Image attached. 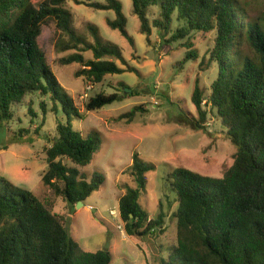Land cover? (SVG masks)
I'll use <instances>...</instances> for the list:
<instances>
[{"label": "trees", "instance_id": "obj_1", "mask_svg": "<svg viewBox=\"0 0 264 264\" xmlns=\"http://www.w3.org/2000/svg\"><path fill=\"white\" fill-rule=\"evenodd\" d=\"M69 1L0 0V130L13 123L16 108L27 103L31 118L37 117L28 101L30 97L50 98L51 110L46 102L40 104L47 118L52 114L55 125V135L47 149L49 169L42 180L75 207L98 191L105 177L94 173L89 180L77 167H68L64 159L80 167L89 165L101 149V140L96 133L84 136L74 129L72 117L81 115L74 100L61 90L39 44L43 26L54 20L57 29L68 36V42L58 44L62 51L93 52L89 61L81 53L62 60L64 64L83 63L84 69L77 76L100 84L107 75L126 70L108 59L125 61L120 47L105 42L96 25L89 24L94 43L77 33ZM132 3L133 13L141 22L140 31L146 36L152 34L153 27L170 34L177 21L181 25L173 33L172 42L192 32H216L208 58V64L217 70L210 94L206 97L196 85L192 102L199 119L184 113L182 121L193 129L204 130L210 115L221 118L226 137L236 148L234 163L221 178L183 167L169 173V186L179 202L175 213L177 243L168 259L160 255L157 264H264V11L251 17L247 4L240 0ZM88 5L96 10L115 11L116 18L107 20L108 26L134 44L120 1ZM153 8L158 9L159 17L152 21ZM195 57L196 51L187 54V58ZM121 100L118 93H99L90 98L86 110H100ZM144 111L143 106H135L123 116L133 120ZM31 135H35L31 129L22 127L14 133L12 142H22L27 137L34 141ZM129 169L135 187H128L119 203L128 235L163 234L164 215L151 218L141 203L148 174L156 166L134 153ZM53 209L54 202H44L31 190L0 176V264L112 263L110 250H82L70 236L66 216Z\"/></svg>", "mask_w": 264, "mask_h": 264}, {"label": "rangeland", "instance_id": "obj_2", "mask_svg": "<svg viewBox=\"0 0 264 264\" xmlns=\"http://www.w3.org/2000/svg\"><path fill=\"white\" fill-rule=\"evenodd\" d=\"M118 1L123 5L128 19L127 31L134 44L119 30L108 26L107 20L116 18L115 11L96 10L88 5L105 0H70L68 8L74 14L73 27L81 37L94 43L89 30V24H94L105 42L120 47L125 61L114 57L108 59L126 70L122 74L107 75L100 84L90 82L83 75L77 76L84 69L83 63L64 64L62 60L81 53L84 60L89 61L93 59V52L82 49L62 51L58 44L68 42L69 38L57 29L54 20L43 26L39 37V44L61 90L79 109L81 118L72 117L74 129L84 136L96 133L101 140V149L89 165L76 166L68 159L64 162L68 167H77L89 180L94 173L104 175L103 185L79 208L69 205L62 196L44 185L42 179L49 169L47 149L51 146L50 138L55 135V125L52 114L47 118L40 105L46 102L51 110L52 102L40 95L28 100L36 118H31L27 103V106L16 108L15 121L0 130V176L31 190L44 202H54L53 211L66 216L70 236L82 250L108 249L113 255L111 264H157L160 255L168 259L171 248L177 243L175 213L179 202L176 192L169 186V173L183 167L221 178L233 165L236 148L227 139L221 118L210 115L204 130L193 129L182 121L184 113L199 119L192 102L196 85L205 91L206 97L210 94L217 70L208 64V58L216 32H192L188 37L172 42L173 33L181 25L177 21L170 34L165 35L153 27L152 34L146 36L140 31L141 22L133 13L132 0ZM240 1L247 4L251 17H258L264 11V0ZM158 17V9H151V20ZM192 51H196L197 57L187 58ZM99 93H118L122 100L100 110L87 111L86 104ZM135 106H143L145 111L133 120L123 116ZM22 127L32 130L34 141L27 137L25 141L12 142L14 133ZM134 153L156 166L148 174V185L141 198L151 218L164 215L165 231L156 237L128 235L120 216V198L128 187H135L129 169ZM112 210L118 215L112 216Z\"/></svg>", "mask_w": 264, "mask_h": 264}, {"label": "water", "instance_id": "obj_3", "mask_svg": "<svg viewBox=\"0 0 264 264\" xmlns=\"http://www.w3.org/2000/svg\"><path fill=\"white\" fill-rule=\"evenodd\" d=\"M125 92H128V89H126ZM83 205H84L83 202H79V203L77 204L78 208L81 207V206H83ZM106 250H108V249H106Z\"/></svg>", "mask_w": 264, "mask_h": 264}, {"label": "built area", "instance_id": "obj_4", "mask_svg": "<svg viewBox=\"0 0 264 264\" xmlns=\"http://www.w3.org/2000/svg\"><path fill=\"white\" fill-rule=\"evenodd\" d=\"M111 215H112V216H117V215H118V214H117V211H116V210H112V211H111ZM120 228H121V226H120Z\"/></svg>", "mask_w": 264, "mask_h": 264}]
</instances>
